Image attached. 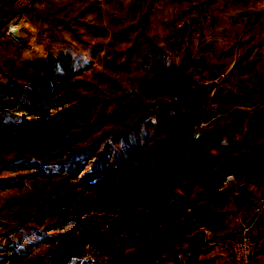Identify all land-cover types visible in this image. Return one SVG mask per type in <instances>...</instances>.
Wrapping results in <instances>:
<instances>
[{"label": "rangeland", "instance_id": "374dc122", "mask_svg": "<svg viewBox=\"0 0 264 264\" xmlns=\"http://www.w3.org/2000/svg\"><path fill=\"white\" fill-rule=\"evenodd\" d=\"M50 19L54 22L55 18ZM70 20L59 19L57 35L66 41V49L82 56L86 68L76 77L75 85L68 89L69 101L51 109L49 116L31 119L24 125L8 119L10 123L0 128V264H51V251L58 232H64L68 239L76 238L78 250L71 264H96L86 258L88 245L109 264H185L180 252L188 248V243L180 237L204 228L211 234L209 241H205L208 243L217 237L221 239L222 233H230L226 212L221 217L216 214L215 220L211 212L216 208L222 211L228 208L230 195L223 194L226 202L220 204L221 191L216 184L230 169L231 157L222 154L217 166L195 167L200 178L188 183L191 193L182 192L180 162L194 154L191 148L185 152L182 144L195 143L194 134L191 138V122L193 118L198 122L201 113H193L188 122H180L175 111L160 106L173 102L172 97L158 96L156 99L164 98V102L155 104L153 96L157 94L151 96L150 84H142L140 77L147 71L144 66L150 65L155 53L160 59L167 58L168 62L177 64L187 43L181 44L178 52L172 49L158 52L146 41L143 28L132 27L136 29L137 38L136 35L128 36L126 31L131 27L127 21L119 33L106 31L104 27L100 31L84 26L81 31L85 32L76 35L78 41L74 44L61 32L64 26H70ZM141 24L145 26V20ZM6 27L0 21L3 33ZM49 27L55 33L53 23ZM47 39L42 46L44 50L34 51L26 47L35 49L39 44L29 39L25 41L26 53L34 57L22 56L21 45H16L13 55H6L0 61V79L22 81L18 69L32 71L29 67L32 58L41 56L42 52L45 54L42 57L48 53L57 54L59 51ZM136 43L141 52L129 55L130 46ZM167 43L168 40L160 45L166 47ZM193 53L199 55L200 50L194 49ZM188 69L190 73L186 74L194 75L196 80H206L200 75L203 68ZM257 77L252 72L249 81L240 84L245 86L250 97L260 90L256 81L261 80L262 74L259 79ZM130 88L133 90L127 95ZM229 112L220 115V121L215 122L217 126L233 120L236 114ZM206 148L211 151L208 145ZM158 154L161 158L156 163L152 158H158ZM29 158L45 166V175L17 166ZM105 158L119 163L107 175L112 180L101 184L103 180L91 176V171L94 164ZM154 168H159L157 174L163 180L149 177ZM141 174H146L145 181H141ZM136 184L154 187L157 190L155 200L132 194L128 186ZM231 185L225 188L233 189ZM205 189H208L207 198L197 199ZM170 193L179 197L182 193L194 201L193 208L188 209L185 216H171L167 223H160L176 236L175 239L160 247L154 244L153 234L141 241L143 229L128 224V217L142 219L145 216L146 220L158 223L162 204L170 200ZM67 196L73 199L72 203L59 208L60 199ZM154 202L157 203L155 207ZM60 224L64 225L61 229L57 228ZM9 245H15L24 257L12 262L3 260L4 248ZM212 246L210 243L202 247L196 259L198 264H213Z\"/></svg>", "mask_w": 264, "mask_h": 264}, {"label": "trees", "instance_id": "16d2710c", "mask_svg": "<svg viewBox=\"0 0 264 264\" xmlns=\"http://www.w3.org/2000/svg\"><path fill=\"white\" fill-rule=\"evenodd\" d=\"M144 19L145 17H142L139 20L130 22L128 26L131 28H143L146 41L150 42V46L153 49L159 50L158 52L165 49H172L178 52L181 44L187 43V46L183 48L184 53L180 56L177 64L173 61L168 62L167 58L160 59L155 53L150 65L144 66V68H147V71L140 77V82L142 84H146L147 82L150 84L148 88L149 94L151 96L157 94L153 96V99L161 95H170L173 102L160 106L165 105L168 109L175 111L180 116V122H188L187 119L192 117L191 114L195 113L198 115V111L209 103L212 90L217 84L214 81L206 82L204 79L196 80L193 77L194 75L186 74L187 72L190 73L188 67H198L202 58L201 54L193 55L194 48L192 47V42L187 40L186 28L184 26L176 28L169 33L167 38L168 43L165 47L152 41L145 26L141 24V21ZM75 26L74 29H76L78 35L85 32L81 31L84 26L96 28L100 31L103 30V27L96 23L78 21V24H75ZM137 45L138 43L130 46L129 55L140 51ZM147 54H145L146 57H148ZM29 67L32 71L24 70V68L18 69V76L22 81L17 79L8 81L0 79V128L6 127L10 123L8 119L24 125V123L29 122L31 119L51 115V109L59 107L69 101L68 89L75 85L76 77L80 76L86 68L82 56L76 55L69 49H61L57 54L48 53L38 60H32L29 62ZM203 72L204 69L201 70L200 75L203 76ZM130 93L126 92L127 95ZM216 93L220 96L221 116L229 111L232 114H236V116L232 118L233 120L224 122L222 125L211 127L209 124L202 128L199 137L195 140L193 139V134L197 121L194 118L192 119L190 131L191 138L193 137L192 140L195 143L182 145L185 152L191 148L192 151L194 150V154H190L188 158L180 162V190L186 194L191 193L188 183L200 178V172L198 173V169L195 167L200 166L203 168L205 165L217 166L223 154L224 156L231 157L229 160L231 167L221 177L222 182L219 181L216 186L219 185L218 190L221 191L219 192L221 196L219 203L225 204L226 200L223 194L227 196L228 192V195H230L228 188H225L227 186H224V179L228 174H234L240 178L245 176L250 177L254 181L259 178H264V98L257 102H253L248 98L246 102L251 107L243 109L234 106L236 103L234 101L236 100L234 99V92L224 83L217 85ZM59 112L57 114L61 115ZM221 116L214 120V122L220 121ZM204 144L208 145L211 151ZM128 153L130 152L128 151ZM157 156L158 158H152V160L159 163L161 158H159L160 154ZM118 163V160L113 163L106 158L105 160H99L97 164H94L91 176H98L103 180L101 184L102 182L106 183V181L112 180L107 175H110V172L114 169V165H118ZM105 165L107 167L103 170ZM246 165H249V168ZM17 166L20 168L34 169V171H39L38 173H41L40 175H45V166L36 159H26L22 164H17ZM158 171L159 168H154V170L149 172V177H153L154 180L158 181L163 180L162 176L157 174ZM140 178L141 181H145L146 174H141ZM128 187L132 194L143 195V197L149 199H154L155 192L157 191L154 187L139 186L137 184ZM207 194L208 189H205L201 194H198L197 199H206ZM169 197V201H162L164 203L162 204L163 208L159 212L158 223L146 220L145 216L142 219H136L133 216L128 217V224L143 229L141 241L148 234H153L154 244L160 247L175 239L176 236L161 226L160 223H167L171 216H185L186 211L193 208L194 201L182 193H180V197L170 193ZM72 201L73 199L68 196L62 197L58 207L61 209L63 207H69ZM158 202L160 201L158 200ZM156 205L157 203L154 202L153 207ZM224 212L226 210L222 211L216 208L212 210L211 216L215 220L219 216H224ZM216 214H218V217ZM63 227L64 225L60 224L57 228L61 229ZM197 229L194 231L196 232ZM56 235L55 247L51 251V264H71L78 250L76 238L68 239V236L64 232H58ZM191 235L189 234L185 238L180 237V239L188 243V248L183 249L180 253L185 264H198L196 260L197 255L200 253L202 247H207V243L205 240H198L190 244ZM17 249L15 245L6 246L4 248L5 256L3 260L12 262L22 259L24 256Z\"/></svg>", "mask_w": 264, "mask_h": 264}, {"label": "crops", "instance_id": "0c3cea01", "mask_svg": "<svg viewBox=\"0 0 264 264\" xmlns=\"http://www.w3.org/2000/svg\"><path fill=\"white\" fill-rule=\"evenodd\" d=\"M13 16L14 9L9 0H0V21L7 26L6 32L0 30V61L6 55H13L12 49L16 45H21L22 56L34 57L26 53L25 42H17L9 34L8 30L14 24ZM52 16L54 22L50 19ZM64 17L71 19L70 26H64L61 32L74 44L78 41L74 29L77 20L96 23L106 31L119 33L127 21L130 23L145 17L146 31L159 44H164L173 30L184 26L192 47L200 50L202 60L198 67L204 69L206 82L214 81L217 85L224 83L234 92V106L243 109L251 107L246 102L248 98L253 102L264 98V8L257 7L255 0H37L20 21L29 35V41L39 44L35 49L31 46L26 49L44 50L42 46L46 37L56 50L66 49V41L60 40L57 35V22ZM50 23H53L55 33L49 27ZM126 32L128 36L136 35L133 28ZM41 54L45 55L43 52ZM42 55L32 59L38 60ZM252 72L258 79L261 74L262 77L256 81L257 89H260L258 94L250 97L245 86L240 84L249 81ZM259 83H262L260 87ZM217 85L212 90L210 100L219 102ZM239 179L245 182L243 186L235 183L231 185L233 189H228L230 199L225 217L231 227L228 230L230 233H222L221 239L217 237L207 243L213 244V264H233L228 237L240 230L242 222L237 220V216L242 215L246 220L252 197L264 188V178L254 181L245 176ZM238 192L247 195L242 211L236 209L235 194ZM250 231L259 240L261 250L249 264H264V216L251 223ZM210 238V231L207 230L206 240Z\"/></svg>", "mask_w": 264, "mask_h": 264}, {"label": "built area", "instance_id": "2783aa9c", "mask_svg": "<svg viewBox=\"0 0 264 264\" xmlns=\"http://www.w3.org/2000/svg\"><path fill=\"white\" fill-rule=\"evenodd\" d=\"M36 1L9 0L10 5L14 9V16L12 18L14 24L20 23L25 13L35 5ZM255 5L259 8H264V0H255ZM198 112L201 113V117L195 125L194 138H198L202 128L209 124L211 127L216 126L214 120L221 115L220 104L217 100L212 99L205 108ZM233 183L239 186L245 184L243 180H240L234 174H228L224 179V185L230 186ZM246 216V220L243 219L242 215L237 216V220L242 222V226L239 231L228 237L233 264H249L251 259L261 250L260 242L250 231V227L252 222L264 216V188L259 194L252 197L250 213ZM86 258L96 264H109L107 259L99 258L95 254V249L92 245H88Z\"/></svg>", "mask_w": 264, "mask_h": 264}, {"label": "water", "instance_id": "95a60500", "mask_svg": "<svg viewBox=\"0 0 264 264\" xmlns=\"http://www.w3.org/2000/svg\"><path fill=\"white\" fill-rule=\"evenodd\" d=\"M9 34L18 42L24 43L26 40H28V34L25 31V29L22 27L20 23H15L12 26H10L8 30ZM133 90V88H130L127 93H130ZM164 102V98H158L155 100V104H161ZM236 199V209L238 211H242L244 204L247 200V195L243 192H238L235 194ZM207 230L204 228L198 229L196 232H194L191 235L190 238V244H193L194 242L198 240H206Z\"/></svg>", "mask_w": 264, "mask_h": 264}]
</instances>
